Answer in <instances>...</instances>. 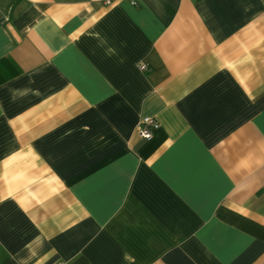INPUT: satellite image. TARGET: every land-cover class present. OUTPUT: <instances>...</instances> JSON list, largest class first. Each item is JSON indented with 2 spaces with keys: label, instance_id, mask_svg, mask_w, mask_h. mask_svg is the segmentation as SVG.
<instances>
[{
  "label": "crops",
  "instance_id": "1",
  "mask_svg": "<svg viewBox=\"0 0 264 264\" xmlns=\"http://www.w3.org/2000/svg\"><path fill=\"white\" fill-rule=\"evenodd\" d=\"M59 261L264 264V0H0V264Z\"/></svg>",
  "mask_w": 264,
  "mask_h": 264
},
{
  "label": "built area",
  "instance_id": "2",
  "mask_svg": "<svg viewBox=\"0 0 264 264\" xmlns=\"http://www.w3.org/2000/svg\"><path fill=\"white\" fill-rule=\"evenodd\" d=\"M139 70L146 71L147 65L144 63H140L138 65ZM159 127V124L157 121L150 116H145L141 118L137 124V132L140 137L144 139H150L153 135V130L157 129ZM56 264H66L64 261H59Z\"/></svg>",
  "mask_w": 264,
  "mask_h": 264
}]
</instances>
